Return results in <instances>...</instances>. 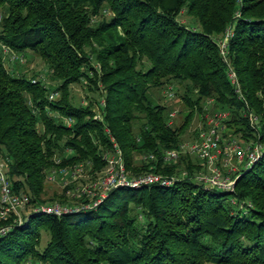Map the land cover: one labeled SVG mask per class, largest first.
<instances>
[{"label": "trees", "instance_id": "16d2710c", "mask_svg": "<svg viewBox=\"0 0 264 264\" xmlns=\"http://www.w3.org/2000/svg\"><path fill=\"white\" fill-rule=\"evenodd\" d=\"M227 36L241 93L219 47ZM4 45L39 56L58 85L29 76ZM73 83L86 86V102L73 103ZM170 86L187 107L181 124L154 94ZM217 108L230 111L225 136L264 144V0H0V151L16 189L33 203H76L65 189L43 198L47 173L55 156L104 169L114 150L107 128L132 175L179 177L116 188L85 211L33 213L1 237L0 264H264V156L233 174L232 192L198 180L205 166L196 156L163 158Z\"/></svg>", "mask_w": 264, "mask_h": 264}, {"label": "built area", "instance_id": "2783aa9c", "mask_svg": "<svg viewBox=\"0 0 264 264\" xmlns=\"http://www.w3.org/2000/svg\"><path fill=\"white\" fill-rule=\"evenodd\" d=\"M229 36L219 41L220 51L227 62V74L236 91L241 93V86L236 70L231 65L228 57ZM11 48L4 45L5 52H12ZM12 60L24 61L21 53H9ZM169 98H173L175 90L172 86L167 89ZM60 96L59 90L49 93L51 100ZM209 102H213L210 99ZM105 104V100H101ZM177 111L171 114V121ZM101 114H96L100 117ZM230 111L225 109H214L206 113V120L199 125L196 138L185 140L177 148L167 149L164 153V161L172 162L179 160L182 155L198 157L204 164L205 169L198 172L196 177L210 187H216L224 191H234L237 176L234 173L250 169L260 158L264 156V144L258 141H242L238 136L224 135L226 120ZM70 125L72 117L64 118ZM252 122L257 115H250ZM114 143V150L104 153L103 158L107 164L104 169L93 171V161H79L74 163H63L62 156H55V166L48 171L47 180L59 183L66 193L75 199L76 203H64L60 201L33 203L28 193L22 189H16L15 184L9 176V157L0 151V239L6 235L14 226L25 224L31 214H51L63 216L67 213H76L96 208L109 195V193L121 187L142 188L145 186L159 184L163 186L173 185L179 177L177 175H166L159 172H145L132 175L124 161L121 148L118 146L109 128L106 129ZM72 149L68 148L67 152ZM154 154L145 155V158L153 159ZM222 163V165H221ZM232 173V174H231ZM183 176L188 175L184 171ZM31 264V262L29 263Z\"/></svg>", "mask_w": 264, "mask_h": 264}, {"label": "rangeland", "instance_id": "374dc122", "mask_svg": "<svg viewBox=\"0 0 264 264\" xmlns=\"http://www.w3.org/2000/svg\"><path fill=\"white\" fill-rule=\"evenodd\" d=\"M28 55L30 58L20 61L19 65L21 66L22 69H25V71H28V75L32 76L34 72L40 73L41 76L46 80L48 84H51L52 87H56L59 83L57 80H52L49 77V74L46 71V64L44 61L37 55H34L30 52H28ZM8 60V59H7ZM10 61V60H9ZM169 88V87H168ZM87 89L86 86L83 83H73L70 86V98L73 101L74 104H80L84 103L87 101ZM155 97L158 98L162 103L166 102L172 107H174V111H177V114L175 116V122L176 124H181L184 121V116L187 113V107L185 106L183 100L180 98L179 95L176 94L175 90V96L173 98H167V89L164 90H159L155 89L154 90ZM202 123V120H200L198 117L194 119V121L191 123V126L188 127L186 130V133L184 135V138L188 139H193L195 137V131L197 127ZM222 165V163H221ZM232 174V173H231ZM18 179V178H17ZM64 192L62 186L57 183V182H50L47 180L46 184V190L45 194L43 195V198L47 200H52L56 198L59 194ZM141 217V216H140ZM50 240V233L46 229L41 230V236L40 240L38 243V248L40 250H44L46 245L48 244ZM207 264H214V263H207Z\"/></svg>", "mask_w": 264, "mask_h": 264}]
</instances>
